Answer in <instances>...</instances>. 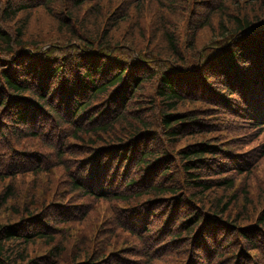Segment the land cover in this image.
Masks as SVG:
<instances>
[{"label": "trees", "instance_id": "16d2710c", "mask_svg": "<svg viewBox=\"0 0 264 264\" xmlns=\"http://www.w3.org/2000/svg\"><path fill=\"white\" fill-rule=\"evenodd\" d=\"M70 1L88 7L60 6L62 37L42 43L25 31L51 0H0V264H59L68 223L93 216L109 243L73 264H264V209L227 214L252 206L248 181L264 188V0H201L223 14L216 36L185 52L167 36L160 71L151 26L150 49L120 44L92 0ZM138 2L115 21L143 11L149 23ZM154 79L155 122L135 104ZM212 189L224 200L207 202ZM38 240L52 250L33 258Z\"/></svg>", "mask_w": 264, "mask_h": 264}, {"label": "rangeland", "instance_id": "374dc122", "mask_svg": "<svg viewBox=\"0 0 264 264\" xmlns=\"http://www.w3.org/2000/svg\"><path fill=\"white\" fill-rule=\"evenodd\" d=\"M138 1L139 0H92L93 4H96V6H98L101 10L100 15H97L96 18L99 20L100 23L105 21L107 23L108 30L111 27H114L110 36L111 38L113 37V40H116L118 43L121 44V41H123V39L132 40L133 42L135 40L140 48L147 50L148 46L147 48H145V46L147 40L146 37L149 36V26H151L150 34L160 36L159 40H155L157 42H153L155 43L156 47L154 46L153 48H151V50L155 48L153 52L156 51L160 53L162 55V60H160L161 62L157 63L156 65L154 64V67L152 69L153 71H160L161 69L158 68L159 65H164V63L166 62V59H164V57L168 58L170 56L168 52L169 40H166L167 36H172L174 40L178 43L180 51L185 52L186 45L187 43H189L190 40L193 46H199L200 44H202V42L205 41L206 44L211 42V39H213L212 36H216L215 32L217 25L219 24L223 16V14L217 12L214 7H212V10L211 8H209L211 12L208 14V6H206V4L209 1L213 3L214 0H203L206 2V4H201V0H172L170 4H175L169 5V3L167 2L169 7H171L172 9L165 10V14H163L164 12L162 8H156V4L154 3V1L150 0L151 5L145 7L144 10L147 12L151 19L149 23L146 22V19L144 18L145 16L143 15V11L142 15L141 13H139V15L137 13L138 11L133 12V16L130 17L127 21H124L123 19L115 21L116 19H118L117 16L121 15L124 10L126 11L127 7H133L135 3H139ZM225 1V4H227L229 8L230 6L232 7L231 0ZM71 3L72 2L70 0H51L50 9L53 11V13L49 14L47 10L41 9L31 15L29 18L28 27L25 31L27 37L34 39H42V43L48 41L49 39H53L54 37L61 38L62 36L59 32L60 29L58 20H62V18L64 17L63 15L65 13L61 15L62 11L60 10V6L65 5L67 9L66 11H69V13L72 14L74 10H71ZM82 7H85L83 11H81ZM87 7L88 5L81 6L76 10L75 13H73L76 15L78 12L81 15V12H85ZM230 10H232V8ZM233 12L235 11L233 10ZM164 30H166V32H164ZM139 36H145V38H139ZM124 37H126V39ZM156 85L157 81H155V79L152 82L144 83V85H141V93L139 94L140 98L139 101L135 103L136 105L144 106L143 110L148 109L150 112V118L154 122L157 119H155V117L157 116V112L161 110V107L158 109L156 106L158 102V95L156 94ZM143 110L140 109L139 111ZM185 143L186 141L181 140L175 145V147L177 148ZM239 182L237 183V185L242 186L241 188H239L241 190L244 188V183ZM258 186L259 184L253 182V180L247 182L249 193L250 190L252 191V206H247V204L239 203L235 204V202L233 205L229 206L227 214H229L233 218H236L237 221H239L240 223L246 222L245 218L247 215L253 217L259 214V212L264 209V188L263 190H260ZM211 193H213L214 196ZM205 195L207 197L205 199L207 202L209 200V202L212 201L216 203L219 197L224 200V196H221L220 189H212L208 194ZM237 195L241 197L240 192ZM98 219V217L93 216L91 218L86 219V223L82 222V220H77V222H81V227L78 229H76L77 223H68L69 226L74 229V235L69 238L70 243L67 245V247L69 248L68 257L65 258V255L62 256L63 258L61 257V262L59 264H73V261L71 260L73 256L78 259L77 261H82L85 259L84 257L82 258V256H84L87 252L94 258L97 256L99 257V255L104 253L105 250L102 249V246L103 244L108 245L109 242L106 241L107 239H105V235L102 232L103 225L98 226ZM26 225L27 223H25V226ZM62 225L63 224L59 225V227L61 228V234L66 231V229L63 230ZM65 233H69V231H66ZM95 240L98 241V243L94 242ZM86 241L91 242L90 245H84L86 244ZM113 242L114 240L112 241L111 245L113 244ZM110 249L111 246L109 247V249H107V252ZM50 250H52V246H47L42 240L35 241L29 244L27 247V252L31 256H33V258H38L41 255H47ZM111 262L112 264H120L119 260H112Z\"/></svg>", "mask_w": 264, "mask_h": 264}, {"label": "bare ground", "instance_id": "6f19581e", "mask_svg": "<svg viewBox=\"0 0 264 264\" xmlns=\"http://www.w3.org/2000/svg\"><path fill=\"white\" fill-rule=\"evenodd\" d=\"M264 37V36H263ZM253 39H256V40H258L259 38L258 37H254ZM252 42V41H251ZM255 43V42H254ZM240 45V44H239Z\"/></svg>", "mask_w": 264, "mask_h": 264}]
</instances>
